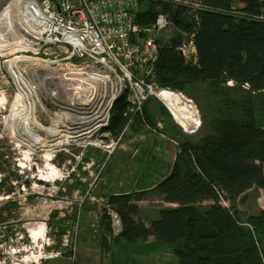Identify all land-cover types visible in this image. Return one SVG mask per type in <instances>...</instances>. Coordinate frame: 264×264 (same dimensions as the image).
<instances>
[{
  "label": "built area",
  "instance_id": "1",
  "mask_svg": "<svg viewBox=\"0 0 264 264\" xmlns=\"http://www.w3.org/2000/svg\"><path fill=\"white\" fill-rule=\"evenodd\" d=\"M163 6L170 11H163ZM151 8L158 11L155 18L141 22L140 14ZM175 10L197 17L213 8L207 0H0V46H16L11 55H0V59L8 66L15 99L18 97L25 106L32 103L35 141L32 148L28 146L32 160L49 157L50 162L54 161L45 167V180L52 183L63 179L54 187L58 192H65L66 180L84 171L87 187L79 204L90 201L100 209V216L108 215L110 242L121 235L123 220L107 195L100 194L99 187L118 148L127 146L135 156L137 144L146 139L140 135L126 143L124 136L144 114L145 103L151 97L159 98L163 90L155 81V69L161 37L174 22ZM177 50L187 62H197L192 36ZM10 60L13 66L8 64ZM121 99L127 103L124 114L128 122L115 135L112 114ZM195 110L194 124L179 125L186 132L193 133L202 125L201 115ZM144 125L149 128L150 124ZM164 131L159 122L152 129L176 161L181 151L179 142ZM90 149L102 152L103 157L88 156ZM60 154L64 157L58 162ZM219 199L222 205H229L223 196ZM79 227L80 221H76L73 229L65 231L64 248L75 250L76 244L71 247L70 238H77ZM2 252L5 254L4 249ZM63 253L51 251L47 257H61ZM10 264L21 263L12 258Z\"/></svg>",
  "mask_w": 264,
  "mask_h": 264
},
{
  "label": "trees",
  "instance_id": "2",
  "mask_svg": "<svg viewBox=\"0 0 264 264\" xmlns=\"http://www.w3.org/2000/svg\"><path fill=\"white\" fill-rule=\"evenodd\" d=\"M207 1L213 11L200 12L197 17L186 18L181 10L173 11L176 26L193 38L197 62L185 60L177 50L180 40H176L162 43L155 69L160 88L194 98L201 112L211 110V115L203 114L204 121L197 130L204 125L203 135L198 141L192 142L176 123H164L181 151L156 188L165 202L177 206L161 209L158 218L146 224L130 194H108L123 220V231L114 241L117 245H135L154 236V243L169 245L177 264H264V209L244 219L237 208L249 190L264 191V0ZM162 10L170 11L168 6ZM157 12L151 8L141 13L140 21H151ZM228 81L246 84L249 94L258 93V103L256 95L247 93L239 102L231 100L222 111L228 102L217 107L212 93L200 87ZM149 100L144 114L131 128H142L144 119L150 125L156 123ZM126 107L121 99L114 108L111 129L115 135L128 122ZM164 108L161 114L169 112ZM220 196L228 206L220 203ZM108 218L104 213L100 217L105 248L114 243L109 240Z\"/></svg>",
  "mask_w": 264,
  "mask_h": 264
},
{
  "label": "rangeland",
  "instance_id": "3",
  "mask_svg": "<svg viewBox=\"0 0 264 264\" xmlns=\"http://www.w3.org/2000/svg\"><path fill=\"white\" fill-rule=\"evenodd\" d=\"M182 13L186 18L190 17V14L187 15L184 12ZM176 40H180V44H183V42L187 43L190 40V35L179 29L176 23L173 22L169 29L163 33L161 43H171ZM200 87L212 93V100L217 107H223L225 102H228V104L222 108V111L226 110L228 105H231V100H237L239 102L242 96H245L247 93L249 96L256 95L254 96L256 102L258 103L259 101L257 97L258 93L253 92V94H249L250 90L246 84L241 86L228 81L219 84V86H207L203 84ZM15 92V86L8 73V66L6 63H2L0 59V264H10L12 258L15 262L17 261L21 264L25 262L30 264H63L60 260L64 257L66 258V256L68 257L67 259H70L65 260L66 264H78L75 258H77L76 255L80 249V233L76 239L74 236L70 238L71 247L76 244L75 250L64 248L62 246V237L67 229H73L76 221H80L79 232L81 231L82 233L84 220H93L95 222L96 219L100 218L99 213L97 217H95L94 214L88 217L85 216V212L88 213V211L93 210L96 204L90 201H86L81 206L79 204L81 196H83L82 193L87 187V183L84 186L81 185L82 181H80L79 178L82 179L86 176L82 173L81 176L74 175L71 179L69 178L66 180L64 185L66 189L65 192H58L54 189V187L63 183V179H55L52 183L44 179L45 175H47L45 174L46 165H51L54 161L50 162L47 158H40L36 161L32 160V151L28 148L29 140L15 133L13 117L21 109L18 97L15 99ZM184 96L188 100L190 99L193 102V107L197 108L199 111L200 108L196 100L187 95ZM160 100L155 97L151 98L148 103L150 106L151 118L154 122L156 121V123L154 125H149V128L146 127L147 124L139 129L129 128L126 130L124 136L127 141L143 135L146 141L149 137H152L160 141V143L166 144L153 134V127H156L158 122L163 125L166 123L168 126L171 124L173 126L176 124L179 126V124L174 120L173 116L170 114L171 112H168L170 110H168L167 106ZM163 105L169 114H161ZM204 106L207 107L206 104H204ZM195 108L194 112H196ZM199 113L204 121L203 114L211 115V110L205 109L201 112L200 109ZM216 113L218 115L220 114L218 109H216ZM196 118L197 113L192 124H194ZM145 123H148L147 119H144V124ZM202 128L199 132L195 130L192 135H189L179 126V129L182 130L181 133L183 132L188 135L192 142L198 141L201 138L203 135ZM166 129L167 128L164 129V133H166L169 138L173 139L174 137H172ZM145 140L137 144L138 153L135 156H131L133 150H131L129 154L131 158V172L124 174L130 178V182L127 186H131V183L135 185V181L142 175L143 164H140V159L142 158H140L138 154L139 148L146 142ZM17 143H19V145H17ZM20 143L27 146L20 145ZM93 155H96L98 159L103 157L102 152H98L96 149H90L88 151V156ZM61 157L63 158L64 155H59V159L57 158L58 162H61ZM157 158L161 160L164 156L162 153H159L157 154ZM153 166L154 172L156 171L155 173L160 171V168L165 167V165L161 166L155 163ZM87 179L86 177V180ZM79 186L82 187H80V192L77 194L75 188H79ZM160 197L161 193L159 192L155 195L154 201L151 202V206H158ZM202 205L207 204L204 203ZM262 206H264V191L254 188L243 195L237 208L243 218L246 219L249 214L257 212ZM79 212L80 216L78 218ZM69 219L70 221L67 223ZM38 221L45 225V237L39 243H36L35 246L29 231L31 227L30 223H38ZM130 248L134 249L141 247L135 244V246ZM3 249L5 254L2 252ZM13 249H15L16 254H13ZM110 249H121V246L117 247V243L114 241ZM170 249L169 246L165 247L167 253ZM56 250L64 251L61 257H47L51 251ZM170 253L156 261H152V259L149 258H141L139 264H177L175 255ZM55 259H57V261H51Z\"/></svg>",
  "mask_w": 264,
  "mask_h": 264
},
{
  "label": "crops",
  "instance_id": "4",
  "mask_svg": "<svg viewBox=\"0 0 264 264\" xmlns=\"http://www.w3.org/2000/svg\"><path fill=\"white\" fill-rule=\"evenodd\" d=\"M175 121L179 125H182L177 120ZM182 126L185 127V125ZM125 142L128 143L127 139H125ZM164 146V143H160V141L152 137H149L148 140L141 145L138 155H140V158H142L140 159V164H143V169L141 172L142 175H140L135 181V185L131 183V186H127L130 182V178L124 175L125 173L131 172V158L129 155L131 153V149H129L127 146L126 148H124L123 145L120 146L109 163L99 187L100 194L103 195L130 194L133 199L132 202L138 205L140 219L146 224H149L152 220L158 218L159 211L161 209L177 206V204L165 202L162 195L158 201L159 205L155 207L151 206V202L154 201L155 195L160 192L159 189L156 188V185L161 181V179L169 174L176 163V161L172 160V157L170 158ZM159 153H162L164 156V158L161 160H158L157 158V154ZM154 163L161 166L165 165V167L160 168V171L155 173L156 171L154 172L153 170ZM82 173L87 177L84 171L75 176H81ZM86 177L82 179L79 178L80 181H82V186L87 183ZM82 186L75 188V192L77 194L80 192V187ZM261 208L264 209V206ZM85 213L86 215H84L86 217L90 216L91 214H94V216L97 217L98 213L99 216L101 215V211L97 208V205L93 208V210ZM69 221L70 219L67 221V223H69ZM99 223V218L96 219L95 222L93 220H84L82 225V233L81 231L79 232L80 249L76 255L77 258H75L78 264H139L141 258H149L152 259V261H156L170 252V254H173L171 249L168 253L165 250V247L169 245L154 243V236H150L147 241H139L135 243L141 248L132 249L130 247L135 245H126L125 243L117 245V247L121 246V249L111 250L110 248H105L101 239L102 233ZM64 258L60 261L63 262V264H66L65 260L68 257L66 256V258ZM51 261H57V259Z\"/></svg>",
  "mask_w": 264,
  "mask_h": 264
},
{
  "label": "bare ground",
  "instance_id": "5",
  "mask_svg": "<svg viewBox=\"0 0 264 264\" xmlns=\"http://www.w3.org/2000/svg\"><path fill=\"white\" fill-rule=\"evenodd\" d=\"M1 22H3V20L0 18V23ZM3 37L7 38L8 36L5 35ZM11 45H13V43H10V45L4 44L3 46H0V55L3 57L11 55L15 51L13 47H16L15 45ZM13 62V60H10L8 64L13 66ZM158 97L170 110L175 120L185 126L192 125V122L196 117V112H194V107L190 100L183 97L179 92L170 89L161 90L158 93ZM19 105L21 109L13 117L15 133L19 134L21 137H26L29 140V147L32 148V143L35 141L32 139V103L25 106L21 100ZM47 159H49V157H47ZM30 226L29 234L32 238L33 244L36 246V243H39L45 237V225L44 223L38 221V223H32Z\"/></svg>",
  "mask_w": 264,
  "mask_h": 264
},
{
  "label": "water",
  "instance_id": "6",
  "mask_svg": "<svg viewBox=\"0 0 264 264\" xmlns=\"http://www.w3.org/2000/svg\"><path fill=\"white\" fill-rule=\"evenodd\" d=\"M169 110V109H168ZM170 112V111H169ZM171 115H172V113H170ZM173 116V115H172ZM174 120H175V118H174Z\"/></svg>",
  "mask_w": 264,
  "mask_h": 264
},
{
  "label": "flooded vegetation",
  "instance_id": "7",
  "mask_svg": "<svg viewBox=\"0 0 264 264\" xmlns=\"http://www.w3.org/2000/svg\"><path fill=\"white\" fill-rule=\"evenodd\" d=\"M33 223H34V222H33ZM30 224H32V222H31Z\"/></svg>",
  "mask_w": 264,
  "mask_h": 264
}]
</instances>
